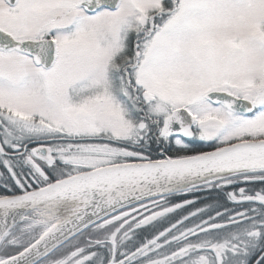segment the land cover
<instances>
[{"label":"snow or ice","instance_id":"snow-or-ice-1","mask_svg":"<svg viewBox=\"0 0 264 264\" xmlns=\"http://www.w3.org/2000/svg\"><path fill=\"white\" fill-rule=\"evenodd\" d=\"M0 264H264V0H0Z\"/></svg>","mask_w":264,"mask_h":264}]
</instances>
